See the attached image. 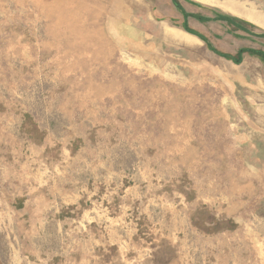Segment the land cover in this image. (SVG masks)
Instances as JSON below:
<instances>
[{
	"label": "rangeland",
	"instance_id": "obj_1",
	"mask_svg": "<svg viewBox=\"0 0 264 264\" xmlns=\"http://www.w3.org/2000/svg\"><path fill=\"white\" fill-rule=\"evenodd\" d=\"M177 1L0 0V264H264V0Z\"/></svg>",
	"mask_w": 264,
	"mask_h": 264
},
{
	"label": "trees",
	"instance_id": "obj_2",
	"mask_svg": "<svg viewBox=\"0 0 264 264\" xmlns=\"http://www.w3.org/2000/svg\"><path fill=\"white\" fill-rule=\"evenodd\" d=\"M174 4L179 7V4H178V1L177 0H173ZM217 20H220V21H225L228 23V25L230 26H233L234 28H240L243 30V26L241 24H238L237 23V20H234V19H231V18H227V17H218ZM244 25H247V24H244ZM236 28V29H237ZM264 37V36H263ZM247 52H250V53H253V54H257V55H262V57L264 58V53L263 52H255V51H251V50H248V51H245V50H242L239 52V54L235 57H232V56H225L226 58L228 59H231L233 60L234 62H236L237 64H240L242 62V55L244 53H247ZM224 56V55H223Z\"/></svg>",
	"mask_w": 264,
	"mask_h": 264
}]
</instances>
